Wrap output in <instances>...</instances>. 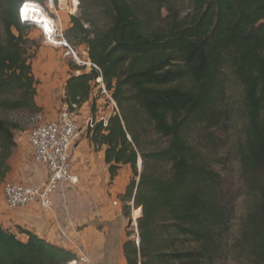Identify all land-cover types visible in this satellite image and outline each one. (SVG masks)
<instances>
[{
    "label": "trees",
    "instance_id": "trees-1",
    "mask_svg": "<svg viewBox=\"0 0 264 264\" xmlns=\"http://www.w3.org/2000/svg\"><path fill=\"white\" fill-rule=\"evenodd\" d=\"M78 1L65 38L86 48L92 67L71 68L82 72L67 80L63 104L80 110L99 78L117 104L87 139L104 150L110 183L123 167L132 170L123 213L140 215L124 243L127 264H219L232 233V247L264 262V0ZM26 2L53 16L46 0H0V188L23 130L14 116L42 112L32 66L40 45L30 38L37 26L20 18ZM236 119L243 121L239 190L250 205L234 232L236 205L214 150ZM76 260L0 220V264Z\"/></svg>",
    "mask_w": 264,
    "mask_h": 264
},
{
    "label": "rangeland",
    "instance_id": "rangeland-1",
    "mask_svg": "<svg viewBox=\"0 0 264 264\" xmlns=\"http://www.w3.org/2000/svg\"><path fill=\"white\" fill-rule=\"evenodd\" d=\"M182 1L183 2L181 3H184L185 0ZM64 8L67 11L59 12L58 16L61 18L62 24L65 25L63 26L66 31L71 26L70 24V26L68 27L66 22L69 16L71 19L72 15L69 14V9L66 7V4H64ZM51 13L53 15L56 14V12L54 11ZM77 13L78 10L75 11L74 15H76ZM32 32H35L37 34L38 39L36 41L39 43L40 48L44 45L54 51L53 56L55 61L54 64L56 67V73L52 80H47V76L44 79L36 77V72L38 69L37 57L39 55L40 50L39 48L36 53V57L32 60L34 75L36 79L40 82L38 89H41V87H46L47 85L54 86L56 90L57 100L59 101L60 96H63L64 98L65 85L67 80L71 77V75H79L82 72L81 70L72 71L71 68L77 67L81 69L85 67L86 72H90L91 68L88 66H83L82 64H78L72 57L66 56V54L61 49H57L53 46L47 45L42 31L39 28H32L30 35ZM71 46L82 61L89 60L86 48L84 46H75L73 44ZM43 68H46V65L43 66ZM47 70H50V68ZM92 98H97L100 101L98 105L99 108H97L96 104V111L95 114H93V102H91L89 110L90 114L85 115L84 111L83 117L87 116V118L89 119L93 117L100 118L102 116L111 117L113 115L112 108L110 107V103L108 101L107 96L101 94L99 81L97 82V85L93 87ZM63 108L58 111V116L60 115ZM78 111L75 113L76 117L79 115ZM41 113L37 116H30L29 114L23 113L14 116L16 120L22 122L23 130L16 132L15 138L17 142V149L13 158L11 159L12 172L9 175L10 179H8L7 181L24 183L29 186H41L46 183V169L40 166L35 161L29 144V133L32 127L38 123L53 120L49 119L46 114ZM58 116L56 117V119L58 118ZM83 120H78L79 124L83 127V134L81 136V139L76 143L73 149L71 159V164L73 166L72 169L75 175L79 177V183L77 185L63 184L59 187V189L63 187L65 191L60 195L59 198L57 191L55 197V205L52 212H45L40 210L39 208L38 211L54 219L53 224L55 225V230H58L57 234H61L59 230L60 224L57 219L60 213H64L68 218L73 219L74 221L75 216H78V219L80 220H88L91 225L95 224L98 229L108 227L112 229L111 233L114 236L117 237L122 235L127 241V234H134L137 232L136 222L137 218L140 215L136 214L138 210L135 208H132L131 215L129 217L125 216L123 213V203L121 201V196L125 193L126 188L133 177L132 170L130 167H123L117 179L113 183H110L108 168L104 162V153L97 152L92 145V147L86 146L84 150L80 151V153L76 152L78 144L85 138V134L87 133V130H84L86 124L83 125ZM242 128L243 121L241 119H236L231 131L221 137L222 141L219 145L221 147L219 149L214 150V152L221 157L222 166L219 167L218 170L222 173L223 177L225 178L229 197L231 198V200H234V203L236 205L235 209L237 219L234 223V232L239 230L241 220L243 219V217L246 216L250 205L249 199L245 196H242V193L239 190L238 182L239 167L237 150L238 146L241 145L243 142ZM34 175H39L43 177L42 181L35 183V185L32 181L34 179ZM11 176H14L15 180L11 179ZM116 202H118V205H115ZM90 218L93 219H91L90 221ZM80 223L81 222H77V224ZM69 231L71 235H75V226L71 225ZM234 236L235 233H232L229 236V242L231 241V249L227 255V258L223 259L219 264H264V262H258L253 260V257L247 255L239 247H232V240L234 239ZM66 242L68 243V245L71 244L68 239L66 240Z\"/></svg>",
    "mask_w": 264,
    "mask_h": 264
},
{
    "label": "built area",
    "instance_id": "built-area-1",
    "mask_svg": "<svg viewBox=\"0 0 264 264\" xmlns=\"http://www.w3.org/2000/svg\"><path fill=\"white\" fill-rule=\"evenodd\" d=\"M64 4L69 9L70 15H74L79 7L78 0H46L48 10L56 12V16H50L40 4L26 2L20 9V18L25 22V19L34 16H47L48 21L36 25L42 31L46 44L61 49L66 56L72 57L78 64L91 68L90 60L82 61L65 38V29L58 16L59 12L67 11ZM31 9L33 12L29 15L28 11ZM98 81L101 94L107 96L114 114L118 107L112 93L107 91L101 78ZM73 108L76 109V106ZM75 113L65 105L57 119L38 123L32 127L29 133L30 148L35 161L46 169L47 181L41 186H29L11 181L4 182L0 189L9 209L17 210L37 204L41 210L50 212L54 208L55 195L59 187L63 184L77 185L79 183V177L72 169L71 159L73 149L83 134V127L79 124ZM108 117L89 118L84 130L92 129L95 122H103L106 126ZM115 205H118V202ZM62 235L67 237L64 233ZM78 263H88V257L81 256L78 261H73L70 264Z\"/></svg>",
    "mask_w": 264,
    "mask_h": 264
},
{
    "label": "crops",
    "instance_id": "crops-1",
    "mask_svg": "<svg viewBox=\"0 0 264 264\" xmlns=\"http://www.w3.org/2000/svg\"><path fill=\"white\" fill-rule=\"evenodd\" d=\"M66 23L69 27L70 16L68 17ZM30 37L33 40L38 39V36L35 32H32ZM53 52L54 51L49 49V47L44 45L41 46L39 55L37 57V78L39 77L44 79L46 76L47 80H52L54 78L56 67L54 64L55 61ZM45 65L46 68H50V70L43 68V66ZM62 99L63 96H60V99L58 101L54 86L47 85L46 87H41V89H38L36 101L39 107L43 109V112L41 114H46L49 119L54 120L58 116V111L64 107ZM91 102L92 98L78 111L79 115L77 116V119L80 121L84 119L82 122L83 125L86 124V120L88 119L87 116L83 117V112L85 111V115L90 114L89 110ZM99 103L100 101L97 100V108H99ZM86 146L92 147L87 139V133L85 134V138L78 144L76 152L80 153V151L84 150ZM101 152L104 153V150ZM33 177L34 179L32 181L34 185L35 183L40 182L43 179V177L39 175H34ZM8 179H10V177ZM11 179L15 180L14 176H11ZM64 191L65 189L63 187L58 190V198ZM38 208L39 206L37 204H33L17 210H11L8 208L4 195L2 194L0 189V220L6 227L20 225L46 239L49 243L77 254L78 258H80L81 256L88 257V263L78 264H127L124 254V243L126 240L122 235L116 237L111 233L112 229L108 227L98 229L95 224L91 225L88 220H80L78 219V216H75L74 221L73 219L68 218L64 213H60L57 219L60 224L59 230L61 233L57 234L58 230H55V225L53 224L54 219L48 217V215L40 213L38 211ZM91 219L93 218H90V221ZM77 222L81 223L77 224ZM71 225L75 226V235H71L69 231ZM81 227H83L82 230H80ZM63 233L66 234L67 237H64L62 235ZM67 239L71 243L70 245H68V243L66 242Z\"/></svg>",
    "mask_w": 264,
    "mask_h": 264
},
{
    "label": "bare ground",
    "instance_id": "bare-ground-1",
    "mask_svg": "<svg viewBox=\"0 0 264 264\" xmlns=\"http://www.w3.org/2000/svg\"><path fill=\"white\" fill-rule=\"evenodd\" d=\"M32 9L28 11L29 15L32 14ZM36 15V14H35ZM48 21V17L45 16V15H41V16H34V17H31L30 20H29V23H32V24H35V25H38L39 23L41 22H46Z\"/></svg>",
    "mask_w": 264,
    "mask_h": 264
},
{
    "label": "water",
    "instance_id": "water-1",
    "mask_svg": "<svg viewBox=\"0 0 264 264\" xmlns=\"http://www.w3.org/2000/svg\"><path fill=\"white\" fill-rule=\"evenodd\" d=\"M29 18L28 19H25V22H29ZM139 168H140V172L142 171V168H143V163H142V159L140 158V160H139ZM141 212H142V209H141ZM138 220H137V222H136V227L138 226ZM83 229V227H81L80 228V230H82Z\"/></svg>",
    "mask_w": 264,
    "mask_h": 264
}]
</instances>
